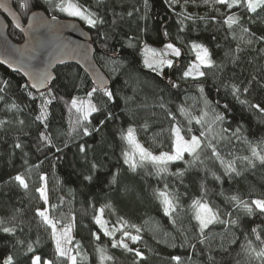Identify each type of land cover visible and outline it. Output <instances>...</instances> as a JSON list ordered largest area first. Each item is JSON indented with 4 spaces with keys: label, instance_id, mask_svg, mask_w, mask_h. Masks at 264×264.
Wrapping results in <instances>:
<instances>
[{
    "label": "trees",
    "instance_id": "16d2710c",
    "mask_svg": "<svg viewBox=\"0 0 264 264\" xmlns=\"http://www.w3.org/2000/svg\"><path fill=\"white\" fill-rule=\"evenodd\" d=\"M73 1L98 13L104 21L92 26L79 20L93 43L95 62L108 77L105 88L114 95L109 100L104 88L98 89L73 63L57 65L53 80L39 91L31 89L19 73L0 65V264L8 256L13 257V264H31L33 256H40L42 264L44 260L69 264L66 258L55 255L51 228L36 215L41 207L48 208L50 218L60 219L58 228L67 223L73 225L68 247L73 255L79 251L77 264H100L97 248H105L107 255L114 258L103 264H177L174 256L180 257V264H264L245 250L249 242L257 251L264 247V214L253 206L249 215L229 199L233 195L249 203L264 199V165L256 161L255 167H249L246 161L236 159L240 175L226 170L228 161L250 156L249 143L264 141V114L239 103L231 88L226 87L236 83L242 91L243 86H249V92H242L241 99L264 107V41L255 38L264 36V8L254 13L241 6L213 8L202 0ZM59 2L12 0V5L23 21L33 9H42L49 16L68 17L55 6ZM21 3L27 7L22 8ZM233 13L240 17V23L230 29L224 20ZM242 27L249 32L243 33ZM7 33L15 41L22 38L9 22ZM252 33L253 43H244ZM164 43L178 48L180 56L171 60V66L154 71L143 63V47ZM193 44L207 48L214 62L210 67L202 66L206 75L196 79L183 76L195 58ZM233 56L237 57L235 61ZM253 76L256 80L249 85ZM21 85L28 87L25 90ZM197 85L203 87V93ZM93 87L98 90L88 97ZM49 89L55 99L48 105L46 128L35 118L40 112L41 93L47 96ZM73 97L88 98L99 109L89 117V136H83L82 128L71 131L75 110L70 112L66 104ZM180 107L186 108L191 117L208 113L204 124L192 120L190 126L195 135L208 127L216 113L223 115V121L212 124L205 141L227 129L222 134L230 139L218 143L213 140L220 159L211 155V149H204L203 163H190L192 156L185 153L182 160L169 162L166 172L157 173L150 162L132 171L124 162L122 152L127 143L121 133L132 127L136 138L149 151L168 150L171 125L178 123L183 135L189 127V117L178 110ZM109 114L111 118L105 119ZM101 120L105 121L102 125ZM238 127L239 138L232 135ZM41 132L52 138L55 147L40 140ZM82 143L95 146L86 159L79 152ZM17 144L21 147H15ZM57 148L61 150L58 152ZM92 163L97 165L95 169ZM178 171L183 175H176ZM18 174L25 177L28 189L13 179ZM41 175L46 178L43 182ZM42 183L47 187L48 205L36 191ZM166 185L169 192L179 196L171 215H165L154 196V190H163ZM202 195L210 207L220 211L221 220L237 221L209 225L204 243H200L198 222L189 208ZM100 209L109 230L120 229L121 219L141 229L137 233L135 228H128L141 239L133 243L125 237V242L141 251L143 259L136 257L134 251L111 246L122 232L117 231L115 237L104 235L94 219ZM4 227L14 231L6 233Z\"/></svg>",
    "mask_w": 264,
    "mask_h": 264
},
{
    "label": "snow or ice",
    "instance_id": "6c2138e0",
    "mask_svg": "<svg viewBox=\"0 0 264 264\" xmlns=\"http://www.w3.org/2000/svg\"><path fill=\"white\" fill-rule=\"evenodd\" d=\"M147 3V0H145ZM187 2V0H186ZM195 2V0H193ZM202 2L206 5H209L210 7H215V5H225L228 9H232L235 6H241L246 8L248 12H256L257 9L264 8V0H202ZM22 8H26L27 5L25 3H21L20 5ZM61 12L67 13L69 16L74 17H80L81 19L85 20L88 24L92 26H96L98 23L103 24V19L99 16L98 13L89 11L87 8H84L82 5L78 3L73 2H65V0H60L59 3L55 5ZM217 12H219V9H215ZM131 15V13H129ZM56 18L53 16L52 20H55ZM254 22V21H252ZM224 23L231 29L233 25H238L240 23V17L237 16L235 13L228 15ZM31 26V25H30ZM243 33H248L249 29L247 27H242ZM252 36H255L254 33L250 35V37L244 41L246 44H252L253 39ZM256 40L264 41V36L255 37ZM193 49L197 51V61L198 63L189 65V67L184 71L183 76L184 77H192L193 79H196L198 77H203L206 75L204 71H201V66L204 67H210L213 65V61L210 57V53L207 48H205L203 45L199 44H193ZM171 49V52L175 56H180V50L178 48L173 47L172 44H166L165 45V51L163 53H157L155 49L146 48V51L153 53V55H166L167 50ZM237 57L233 56V60L235 61ZM156 63L164 64L166 63L168 66L172 65L171 60H160ZM156 63L150 62L149 60H145V64L147 67L152 68L154 71H156ZM29 75L32 77L33 88H39V86L45 81L47 78V74L45 71L40 69H34L32 72L29 73ZM256 80V77L253 76L252 80L249 81V85ZM101 86H103V81H100ZM175 87L176 85H172ZM22 89H27V85H21ZM199 88V91L203 93L204 89L202 86L197 85ZM226 87L231 88V94L236 98V100L243 104L247 105L248 107L257 110L261 114H264V107L261 106L260 103H251L247 99H241V94L248 93L249 92V86H243L241 91V85L232 83L230 85H226ZM98 89L96 87H93L90 92L87 93L88 97H92L93 93H95ZM0 91H3V89H0ZM29 97H32V93H27ZM104 95L111 100L113 98V93L109 91L107 88H104ZM52 99H55V97L52 95L51 90H48L47 96H45L43 93H41L40 100V112L36 116V120L39 121L41 124H44V126L48 127V105L52 103ZM205 105H208V101L204 100ZM67 107H69L70 112L72 110H75L74 115L71 119L70 128L71 131H76L78 128L83 129V136H89L90 133V125L91 121L89 120V117L93 114L99 111L98 107L91 102V100H80L77 97H73L69 104H66ZM161 107H164L161 105ZM183 115L188 116L189 120V127L186 130V135H182V128L178 126V123H173L169 129L170 132V139H171V151L170 152H160L159 155H153L151 151H149L147 148H145L137 139L135 135V129L132 127H129L126 132L121 133V139L127 143L129 146V150H125L122 152L124 162L129 165V168L132 171H136L137 167L143 166L146 162H150L154 168L156 169L157 173L159 172H166L167 171V165L169 162L172 161H178L182 160L184 158L185 153L192 156V161L190 163L194 164L196 161H200V163H203V160H201V153L204 151V149H211V155L213 157H216L220 159L219 152L217 151L216 144L213 143V140H215L217 143L220 140H228L229 137L223 135L222 133L227 132V129H222L221 134L218 136L213 135L212 139L207 140L206 138L212 131V124H215L216 122L223 121L224 117L223 115L216 113L211 121V123L208 125V127L204 130H201L199 135L192 134V128H191V122L193 119L196 120V123L198 124H204L205 120L204 117L208 115V113H202L200 117H191L188 110L184 107H180L178 109ZM215 111V110H213ZM169 116H172V113H168ZM111 118L110 114L105 119ZM87 122V123H85ZM2 123V122H0ZM105 121L101 120L100 124H104ZM93 131L97 129H92ZM240 132V128L238 127L235 132L232 133L233 136L239 138L238 134ZM79 135V133H77ZM187 136V138H186ZM40 140L46 142L47 144L52 145L53 144L52 138L44 133H40ZM15 147L20 148L21 145L17 144ZM58 152L61 150L59 148L56 149ZM89 150H95V146L88 145L86 143H82L79 145V152L84 154L85 159L87 158V154ZM248 150L250 152V156H243V157H237L231 161H228L226 164V170L227 172L235 173L236 175H240V172L236 168V159H240L242 161H246L247 165L249 167H255V162L259 161L260 164L264 165V141H262L260 144L254 145L249 143L248 144ZM221 163L224 164L225 162L223 159H221ZM97 165L95 163H92V168L95 169ZM176 175H183L182 171H178ZM16 182H18L19 186L28 189L29 185L26 182V179L22 175H16L13 178ZM39 179L43 182L45 181V176L41 175ZM85 179H91V177H85ZM219 179V177H217ZM113 182H116V177H113ZM36 191L40 194V199L44 201L45 205L49 204V198L47 193V187L46 184L42 183L40 187L36 189ZM204 189L202 188V192ZM154 196L157 200H159L160 204L163 207V211L165 215H171L173 212H175L179 196L174 192H169L167 190V185L165 186V189L163 190H154ZM230 200L235 201L240 207H242L249 215L253 213V206L255 210H257L260 214H264V199H253L249 202H246L244 200H241L239 196L233 195L229 197ZM52 208H55V205H51ZM191 212H192V218L198 222V231L201 235L200 243H204L205 240H207V236L205 235V229L209 227V225H213L215 223H222V224H236L237 221L235 219L232 220H221L220 216L221 213L218 209H213L209 206V203L204 199L203 195L198 198L194 199L189 206ZM98 213L94 219L97 225H99L100 229L104 232V235L109 237H115L117 231H121L122 235L119 239H113L112 240V247L113 248H122L127 252H135V256L138 258L143 259V253L139 250L130 248L128 243L125 242V237H127L129 240H131L133 243L140 240L141 237L137 235H132L127 229L128 228H135L136 232L139 233L141 229L137 227L134 224H129L127 221H124L123 219L120 220V229H112L109 230L107 227V222L102 219V213L103 209L98 210ZM36 215L41 218L42 224L51 228V239L54 242L55 245V255L57 257L66 258L69 264H77V255H79V251H77L76 255L72 254V249L68 247V245L72 242V227L73 225L71 223L64 224L62 227L58 228V225H60L61 221L60 219H54L50 218L48 214V208L45 207L43 210L37 209ZM230 215V214H229ZM175 223V221H173ZM3 221H0V224H2ZM4 232H12L14 229L4 227L2 229ZM256 230L253 229V232ZM93 236L96 239H99V236L96 235V233H93ZM22 243V241L20 242ZM243 247V246H242ZM250 255L254 254L256 258L261 259L264 261V247H261L259 251L251 247V242H249L248 247L245 249ZM28 251H32L31 244L28 245ZM97 251L99 253V259L100 264H103L106 260H112L114 259L112 256L107 255V250L105 248H97ZM173 260L177 261V264H180V257L174 256L172 257ZM211 259V258H210ZM4 264H13V257L8 256L4 260ZM31 264H42V258L40 256H33L31 257ZM43 264H50L49 261L44 260Z\"/></svg>",
    "mask_w": 264,
    "mask_h": 264
},
{
    "label": "water",
    "instance_id": "95a60500",
    "mask_svg": "<svg viewBox=\"0 0 264 264\" xmlns=\"http://www.w3.org/2000/svg\"><path fill=\"white\" fill-rule=\"evenodd\" d=\"M52 17L42 9H33L23 21L12 0H0V65L19 73L34 91L47 88L54 78V68L64 63L77 65L98 89L107 87L108 77L94 60L88 31L74 17ZM8 22L20 31V41L8 35ZM34 69L47 74L39 88L31 86L29 73Z\"/></svg>",
    "mask_w": 264,
    "mask_h": 264
},
{
    "label": "rangeland",
    "instance_id": "374dc122",
    "mask_svg": "<svg viewBox=\"0 0 264 264\" xmlns=\"http://www.w3.org/2000/svg\"><path fill=\"white\" fill-rule=\"evenodd\" d=\"M65 2H73V3H75L73 0H65ZM61 14L64 15V16H68V17H74V16H69V15H67V13H65V12H61ZM74 18H76V19H78V20H81V21H82L83 23H85V24H88L85 20L81 19L80 17H74ZM166 44H170V43H164V44H162V45H160V46H157V47H154V46H151V45H145V46L143 47V51H144V54H143V63L145 64V60H149L150 62H154V63H156V62H158V61H160V60H165V61H167V60H172L173 58H175V55L172 54L171 49H168V50H167V54H166V55H159V54H157V55H153V53L146 51V48H151V49H155L157 53H163V52L165 51V45H166ZM199 45H200V44H199ZM173 47H174V46H173ZM196 57H197V51L195 50V58H194L193 60H191V62L189 63V65H192V64L198 63ZM145 65H146V64H145ZM189 65H188V67H189ZM165 66H167L166 63H164V64L156 63V70H163ZM200 70L202 71V66H201ZM83 100H84V101H87V100H89V99L86 98V99H83ZM127 129H128V128H127ZM127 129H126V130H127ZM125 132H126V131H125ZM181 134H182V133H181ZM182 135H183V134H182ZM186 138H187V137H186ZM136 139H137V138H136ZM137 140H138V139H137ZM138 141H139V140H138ZM139 142H140V141H139ZM140 143H141V142H140ZM126 150H129V146H128V145H127ZM170 151H171V148L168 149V150H165V151H163V152H170ZM160 152H162V151H160ZM160 152H152V153H153V155H159ZM44 208H45V207H41V208H39V209L43 210Z\"/></svg>",
    "mask_w": 264,
    "mask_h": 264
}]
</instances>
